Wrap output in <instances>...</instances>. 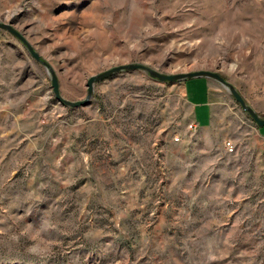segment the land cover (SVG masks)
I'll list each match as a JSON object with an SVG mask.
<instances>
[{
	"label": "rangeland",
	"instance_id": "374dc122",
	"mask_svg": "<svg viewBox=\"0 0 264 264\" xmlns=\"http://www.w3.org/2000/svg\"><path fill=\"white\" fill-rule=\"evenodd\" d=\"M0 21V264H264V126L226 88L210 112L207 78L187 98L136 69L70 107L29 50L67 100L139 63L216 71L264 117V0H0Z\"/></svg>",
	"mask_w": 264,
	"mask_h": 264
},
{
	"label": "water",
	"instance_id": "95a60500",
	"mask_svg": "<svg viewBox=\"0 0 264 264\" xmlns=\"http://www.w3.org/2000/svg\"><path fill=\"white\" fill-rule=\"evenodd\" d=\"M0 28L8 30V31L12 32L13 34H15L16 36H18L20 38L18 33L8 23L0 21ZM29 50H30L32 56L36 60H38L42 64L46 65L47 68L49 69L52 91L54 93V96H55L56 100L58 102L64 104V105H67V106H70V107H77V106L88 104V102L90 101V99H91V97L93 95L94 87H95V84L97 82H99L101 80H104V79L110 77L111 75H113L115 73L138 69V70H143V71L147 72L152 78L157 79L159 81H163V82H173V81H177V80L185 81V80H188V79H191V78H199V77H204V78L210 79L212 81H215V82L219 83L221 86H223L224 88H226L232 94L234 99L240 104L241 108L245 112L248 113V115L251 117V119L255 122V124L258 127H263L264 126V117H261L244 100V98L242 97L240 92L229 81H227L222 75H220L216 71L194 70V71H189V72L166 74V73H162V72L153 70V69L149 68L148 66H145V65L139 64V63H130V64L117 65V66L111 67V68H109V69H107L105 71H102V72H100V73H98L96 75H93V76L89 77L88 80H87V83H86L87 93H86L85 98H83L81 100L71 101V100L65 99L61 95L60 90H59L58 78H57L56 74L54 73V71L30 47H29Z\"/></svg>",
	"mask_w": 264,
	"mask_h": 264
},
{
	"label": "crops",
	"instance_id": "0c3cea01",
	"mask_svg": "<svg viewBox=\"0 0 264 264\" xmlns=\"http://www.w3.org/2000/svg\"><path fill=\"white\" fill-rule=\"evenodd\" d=\"M186 81V80H185ZM185 81H184V84H183V90H184V94L186 95V97L188 98V91H187V84H185ZM205 88H206V91H207V99L205 102H207L208 106L210 107V112H211V106H210V100H209V79H207V81L205 82ZM192 94L196 97V94L195 92H192ZM190 103L193 104V106L197 103H200L199 101H190Z\"/></svg>",
	"mask_w": 264,
	"mask_h": 264
},
{
	"label": "built area",
	"instance_id": "2783aa9c",
	"mask_svg": "<svg viewBox=\"0 0 264 264\" xmlns=\"http://www.w3.org/2000/svg\"><path fill=\"white\" fill-rule=\"evenodd\" d=\"M196 125H197V124H195V123L193 122V123H190V124H189V127H190V128H195ZM176 139H178V138L176 137ZM225 147H226L229 151H232V150H233V144H232V142H231V141H227V142L225 143Z\"/></svg>",
	"mask_w": 264,
	"mask_h": 264
}]
</instances>
